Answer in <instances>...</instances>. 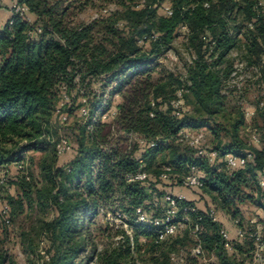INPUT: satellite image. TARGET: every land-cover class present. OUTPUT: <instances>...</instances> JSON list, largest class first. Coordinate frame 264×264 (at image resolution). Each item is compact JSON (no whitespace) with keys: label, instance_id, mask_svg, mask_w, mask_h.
I'll return each instance as SVG.
<instances>
[{"label":"trees","instance_id":"trees-1","mask_svg":"<svg viewBox=\"0 0 264 264\" xmlns=\"http://www.w3.org/2000/svg\"><path fill=\"white\" fill-rule=\"evenodd\" d=\"M22 1L29 6L33 22L12 15V25L8 20L0 30V168L21 160L26 152L44 154L39 163L41 187L31 186L29 172V179L19 177L24 191H35L37 205L55 213L42 225V240L51 249L47 264H89L94 259L100 264H137V255H142L140 236L152 237L155 245L174 237L160 240V228L153 221L164 216L165 195L182 187L191 167L202 172L200 190L234 219L240 217L239 205L254 197L245 192L251 182L259 188L255 201L264 210L259 184L260 174L264 176V146H248L239 138L243 115L232 125L230 143L218 141L215 149L220 157L251 151L253 162L244 169L230 170L224 162V168L210 166L193 147L182 152L179 144L184 129L214 130L208 119L225 110L227 99L224 82L231 67L225 57L242 36L245 58L259 67V83L264 87V9L258 0H171V16L159 12L165 0H150L142 8L128 5L131 0H116L122 12L104 10L90 22L75 18L91 0ZM183 27L188 28L186 38L197 53L185 77L161 63ZM37 28L42 32L29 34ZM154 34L156 39L140 43ZM101 76L105 78L97 93L92 84ZM179 91L183 97L192 96L198 117L175 114L171 101ZM114 96L120 97L115 106ZM87 105L89 114L68 132L74 140V157L60 165L58 110L69 117ZM110 112L115 115L103 121ZM166 168H171L168 180L162 178ZM140 170L147 180L129 182L128 176ZM140 207L149 215V223L138 221ZM109 213L114 216L113 222L106 219L114 231L109 237L118 240L114 247L99 251L95 227L98 218ZM117 214L120 224L115 223ZM189 217L193 228L196 224L202 228L198 241L203 251L217 255L223 264H235L226 256L222 224L194 201H179L173 222ZM233 247L243 251L238 243ZM6 260L0 255L1 264ZM191 264L197 260L193 258Z\"/></svg>","mask_w":264,"mask_h":264},{"label":"rangeland","instance_id":"rangeland-1","mask_svg":"<svg viewBox=\"0 0 264 264\" xmlns=\"http://www.w3.org/2000/svg\"><path fill=\"white\" fill-rule=\"evenodd\" d=\"M80 1L84 2V0ZM149 1L131 0L127 4L135 8H142ZM169 5L172 6L171 0H165L162 8L159 9L160 14L164 13V6ZM104 10L122 12L123 8L116 3V0H91L83 11L78 12L75 20L76 22H90ZM180 32L181 36L174 41L172 48L162 57L161 63L170 71L185 77L188 65L192 64L197 53L194 47L189 45L186 38L188 28H182ZM240 39L238 46L225 57L231 67V71L224 82V94L227 96L225 110L212 119H208L214 130L203 127L200 129H186L187 133H180L179 138H182L179 139V144L182 152L187 147L191 148L187 140L183 138L184 134L198 138L200 144L208 152L216 151L218 141H221L222 144L230 143L232 125L242 115L244 116V124L239 130V138L248 146L257 148L264 146V105L260 103L264 101V87L259 83V67L256 64L248 63L245 58V39L243 36ZM208 60L210 62L212 59ZM104 78L105 76H101L93 81V91L100 92ZM106 98L109 97L106 96ZM111 100L115 106L120 102V97L114 96ZM178 101L180 103L175 111L190 116H199L195 111L196 108L192 103L193 98L189 93L183 97L182 91H179L177 99L171 101L173 107ZM83 107L87 110L89 108L88 105L81 108ZM113 110L115 109L112 108ZM86 116L81 115L80 109L75 115L69 116L66 123H61L57 119L55 127L59 136L69 137L68 132L75 127L77 120H82V117L85 118ZM215 129L217 133H215ZM256 137L260 139L259 143L255 142L254 138ZM69 139L73 146L74 140L70 137ZM69 153H71L69 158L74 155L73 147ZM43 156L44 154L41 152H26L21 160L0 168V180L3 177L6 178V181L0 184V255H6L7 257L3 264H11L10 261L12 264H47L50 261L51 249L49 244L42 240V225L44 222L52 220L55 213L50 207H39L37 205L34 190L24 191L21 188L19 176H22V173H18L16 168L18 163L26 162L28 172L31 175L28 182L31 186L38 185L41 187L43 179L40 174L39 163ZM66 160L68 159L64 155L59 159V164H66ZM222 161L217 162L216 166L222 167ZM224 171L229 172L227 169ZM173 190L175 194H186L189 199L196 198L194 202L200 204L199 208L202 210L209 212L210 208H216L218 221L230 233L232 248H226V256L230 261L235 264H264V210L255 201L260 192L255 182H251L250 186L245 189L247 194L254 197L239 205L241 214L237 219H234L230 213L218 209L203 190L185 189L183 187H177ZM4 206H7L12 212L11 223L4 222L2 213ZM113 217L112 214H107V217L101 215L97 220L95 236L99 251L114 247L115 242L118 240L116 237L113 239L109 237L114 234V231L107 226V220L113 222ZM184 220H178V232L166 244L155 245L152 237L140 236L139 242L142 247V255H137V264H191L193 258L197 260V264H223L217 255L207 250H204L201 256L195 258L193 249L199 243V238L194 232L191 217L189 219L184 218ZM115 223L120 224V220L117 218ZM124 229L132 234L129 226H124ZM238 230L245 232L246 237L243 239L237 237ZM255 234L260 238L258 241L251 237ZM176 240H180V242L176 243ZM234 243L240 244L243 251H236L233 247ZM89 264L100 263L97 259H94Z\"/></svg>","mask_w":264,"mask_h":264},{"label":"built area","instance_id":"built-area-1","mask_svg":"<svg viewBox=\"0 0 264 264\" xmlns=\"http://www.w3.org/2000/svg\"><path fill=\"white\" fill-rule=\"evenodd\" d=\"M258 4L264 9V0H258ZM163 11L167 16H171L173 14V8L170 5L164 6ZM10 12H11V16L19 15L23 20L29 23L33 22V15L31 14L30 8L22 0H12L10 4ZM12 23L13 21L9 20V24L12 25ZM251 27H253L252 24H251ZM185 28L186 27H183V29ZM41 32H42V29L37 28L35 30L30 31L29 34L35 35ZM157 37L158 36L156 34L150 37L145 36L140 41V43L154 40ZM259 75H260V72H259ZM67 100L69 99L67 98ZM179 103L180 101L174 104L175 110L178 108ZM61 106H63V103H61ZM58 113H60L61 123H66L68 121L67 115L65 113H62L60 110H58ZM175 114L178 116L183 115L180 111H175ZM81 115L83 116L88 115V110L85 107L81 108ZM114 115H115L114 112L106 113L102 116V120L103 121L110 120L111 117H113ZM180 133H187V130L184 129ZM183 138L187 140L188 144L191 147L196 149L197 156L205 158L207 162L210 164V166H215L217 162H221L223 160L222 162H224L226 167L234 171V170L244 169L245 167L248 166L249 163L253 162V159H254L253 153L249 150H247L244 155L227 154L224 157H220L218 151L208 152L205 149V147L200 144V140L198 138L188 136V134L187 135L184 134ZM254 140L256 143L260 142V139L257 137L254 138ZM141 143H143V141H141ZM71 148H72V144H71L69 137L61 135L58 141L56 142V151H57L58 157L61 158L64 155H66L69 151H71ZM16 168L18 170V173L19 172L22 173L23 175H25L27 179H29L28 166L26 162L23 161V162L18 163ZM141 168H142V161H141ZM165 170L166 171L163 173L162 178L168 179L169 178L168 172L171 171V168H166ZM201 174L202 172L199 168L191 167L189 174L183 180L182 187L185 189H193V190L201 189L203 187V180H202L203 177ZM147 178H148V175L144 171L140 170L136 174L129 175L128 181L129 182H135V181L144 182L147 180ZM5 181H6V178L3 177L2 180H0V184H3ZM259 184L261 188L264 190V176L261 174L259 177ZM185 199H187V197L185 194H182V193H179V194L167 193L165 195L164 200L166 203V208H165L164 216L162 218H157L153 221L154 225L160 228L158 230V238L160 240H164L168 237H172L177 234L178 229H179L178 228L179 223L176 224L173 221L176 218L178 211H179V201L185 200ZM193 211H196V208H193ZM2 213H3V217L5 221L9 223V213H10L9 208L7 206H4ZM208 214L214 221H218L217 211L215 208H210ZM137 216H138L137 217L138 221L141 223L146 224L150 222L149 215L141 207L137 209ZM117 218L120 220V223H122V220L120 219L119 214H117ZM124 226L128 227L127 224H125ZM201 230H202L201 226L199 224H196L194 227V232L197 237H198L199 232H201ZM221 234L226 241V248H232L230 233L224 228H222ZM237 237H239L240 239H243L246 237V233L243 232L242 230H238ZM251 237H254L257 241L260 239L259 236H256V234L251 235ZM193 252L195 256H201L204 253L203 248L200 243H198L194 247Z\"/></svg>","mask_w":264,"mask_h":264},{"label":"crops","instance_id":"crops-1","mask_svg":"<svg viewBox=\"0 0 264 264\" xmlns=\"http://www.w3.org/2000/svg\"><path fill=\"white\" fill-rule=\"evenodd\" d=\"M11 2H12V0H0V30L4 27V25L6 24V22L9 20V18L11 16V12H10V4H11ZM70 154L71 153H69V152L66 154V159H68V160H66V162H68V161L73 159L74 155H72L69 158ZM186 197H187V199H189L188 196H186ZM195 199L196 198H190L189 200L194 201ZM197 206L199 208L200 204H197Z\"/></svg>","mask_w":264,"mask_h":264}]
</instances>
